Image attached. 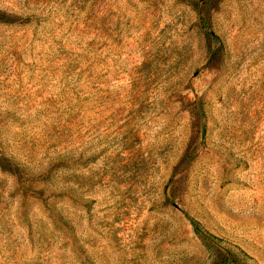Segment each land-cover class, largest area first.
<instances>
[{
  "label": "rangeland",
  "instance_id": "1",
  "mask_svg": "<svg viewBox=\"0 0 264 264\" xmlns=\"http://www.w3.org/2000/svg\"><path fill=\"white\" fill-rule=\"evenodd\" d=\"M0 264H264V0H0Z\"/></svg>",
  "mask_w": 264,
  "mask_h": 264
}]
</instances>
